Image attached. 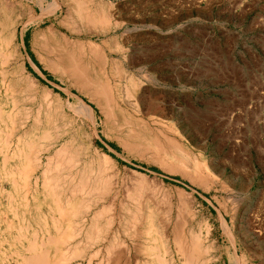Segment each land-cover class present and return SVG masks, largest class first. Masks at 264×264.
Instances as JSON below:
<instances>
[{
  "label": "rangeland",
  "instance_id": "obj_1",
  "mask_svg": "<svg viewBox=\"0 0 264 264\" xmlns=\"http://www.w3.org/2000/svg\"><path fill=\"white\" fill-rule=\"evenodd\" d=\"M0 111V264H264V0H0Z\"/></svg>",
  "mask_w": 264,
  "mask_h": 264
},
{
  "label": "bare ground",
  "instance_id": "obj_2",
  "mask_svg": "<svg viewBox=\"0 0 264 264\" xmlns=\"http://www.w3.org/2000/svg\"><path fill=\"white\" fill-rule=\"evenodd\" d=\"M5 42V41H4ZM8 43V42H7ZM54 53V52H53ZM56 53V52H55ZM69 59H70V57H69ZM61 60V59H60ZM13 73V72H12ZM13 75V74H12ZM24 81V80H23ZM121 94V93H120ZM124 94V93H123ZM125 94L127 95L128 93H126L125 92ZM122 95V94H121ZM130 96V95H129ZM129 96H127L126 98H130ZM124 97H125V95H124ZM126 100V99H125ZM127 101V100H126ZM128 102V101H127ZM126 102V103H127ZM128 105V104H127ZM136 109V108H135ZM1 112V111H0ZM121 112V111H120ZM1 113H3V112H1ZM16 123V122H15ZM35 123V122H34ZM129 124V123H128ZM23 125V124H22ZM117 127H118V129H119V127L121 128L122 126L121 125H117ZM136 128V127H135ZM122 129V128H121ZM126 130H128V129H126ZM30 131H35V130H33V128L30 126V128H26L25 130H23L22 132H21V136H19V137H22V136H24V135H26L27 136V133L29 134V132ZM120 131V130H119ZM41 133V132H40ZM43 133V132H42ZM32 134V133H31ZM31 134H29L30 136H31ZM46 134H47V132H46ZM58 134V133H57ZM56 135V134H55ZM129 135H130V133H129ZM17 136V135H16ZM33 136V135H32ZM35 137V136H34ZM41 137V136H40ZM40 137H39V139L38 140H41L42 141V138L43 137H45V136H43L41 139H40ZM16 138V137H15ZM18 138V137H17ZM47 138H49V136H46V138H44L43 139V141L44 142H47L48 143V146L47 147H45L47 144L45 143V146H43L44 144H43V142H41L42 143V145L41 146H43L45 149L47 148V150L45 151V149H44V151L45 152H47L48 153V151L50 150V148L52 147V146H54L53 145V143H49V139L47 140ZM20 139V138H19ZM28 139V138H27ZM26 139V140H27ZM32 139H33V137H32ZM32 139H30L29 138V140L31 141V142H33V144L31 143V145H30V142H29V145L31 146V147H33L34 148V146L37 148V146H39L38 145V143H37V140H36V142H34V141H32ZM22 140V139H21ZM26 140H23L22 142H25ZM18 141V140H17ZM21 142V143H22ZM38 142H40V141H38ZM52 142V141H51ZM18 143V142H17ZM26 143V142H25ZM26 144H28V143H26ZM29 145H27V146H29ZM22 146V145H21ZM29 146V147H30ZM82 146V145H81ZM16 147H18V145L16 146ZM31 147L29 148V150L31 149ZM43 147H40V149L41 148H43ZM27 148V147H26ZM33 148H32V150H33ZM39 148V147H38ZM142 148V147H141ZM15 149H17V148H15ZM19 150H20V148H18ZM21 149H22V147H21ZM19 150L17 151V152H19ZM39 150V149H38ZM34 151V150H33ZM32 151V152H33ZM15 152V151H14ZM23 152V151H22ZM27 152L28 153H30L31 151H28L27 150ZM35 153V152H34ZM24 153H22V155H23ZM27 154V153H26ZM21 154L19 153V156H20ZM24 156V155H23ZM30 156V155H29ZM37 157V156H36ZM5 158V157H4ZM7 158V157H6ZM5 158V159H6ZM5 159H4V161H5ZM22 159L23 160H27L26 158L24 159L23 157H22ZM3 161V162H4ZM29 161V160H28ZM78 161V160H77ZM31 163V161H29V164ZM29 164H27V163H25V165H26V168H27V166H30ZM59 164V163H58ZM32 166V165H31ZM31 166L30 167H28L29 169L31 168ZM68 166V165H67ZM38 167H39V165H38ZM59 167V166H58ZM25 168V166L24 167H22V169H24ZM35 168H37V167H35ZM28 169V170H29ZM18 171V170H17ZM8 174V173H7ZM25 176H27V175H25ZM25 178V177H24ZM24 180V179H23ZM23 182V181H22ZM12 186H13V183H12ZM17 186V185H16ZM21 187V186H20ZM14 188V187H13ZM17 188V187H16ZM35 188V187H34ZM44 188V187H43ZM42 188V189H43ZM56 188V187H55ZM61 192V191H60ZM71 193H73L74 194V191L73 192H71ZM70 193V194H71ZM48 195V194H47ZM49 196V195H48ZM72 197H74V196H72ZM25 199V198H24ZM62 204V203H61ZM56 206V205H55ZM26 207V206H25ZM111 208V207H110ZM130 211V210H129ZM77 214V213H76ZM86 214V213H85ZM94 220V219H93ZM83 223V222H82ZM28 224V223H27ZM56 224V223H55ZM92 225H93V223H92ZM110 225V224H109ZM121 227V226H120ZM90 228V227H89ZM92 229V228H91ZM105 229V228H104ZM134 229V228H133ZM40 231V230H39ZM138 231V230H137ZM57 233V232H56ZM43 236V235H42ZM43 238V237H42ZM32 239V238H31ZM53 240H55V239H53ZM39 241V240H38ZM48 241V240H47ZM19 242V241H18ZM176 243V242H175ZM39 244V243H38ZM28 245V244H27ZM178 246V245H177ZM62 247V246H61ZM153 248V247H152ZM37 250V249H36ZM151 250V249H150ZM47 251V250H46ZM46 251H44V249H43V252H41V251H37V252H35L34 251V248H33V246H32V244H30L29 243V245H28V247L26 248V254L25 255H23L22 256V258H21V264H49V257L47 258V254H46ZM48 253V252H47ZM157 257V256H156ZM20 258V257H19ZM159 260V259H158ZM157 260V261H158ZM160 261V260H159ZM52 261H50V263H51ZM161 263H162V261H161ZM128 264V263H127ZM158 264V263H157ZM163 264H165V263H163Z\"/></svg>",
  "mask_w": 264,
  "mask_h": 264
}]
</instances>
